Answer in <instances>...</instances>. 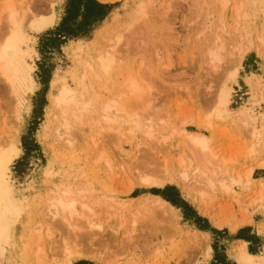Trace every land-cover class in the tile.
I'll use <instances>...</instances> for the list:
<instances>
[{"label":"rangeland","instance_id":"obj_1","mask_svg":"<svg viewBox=\"0 0 264 264\" xmlns=\"http://www.w3.org/2000/svg\"><path fill=\"white\" fill-rule=\"evenodd\" d=\"M28 1L32 14L44 18L55 14V20L38 32L23 25L34 50L28 61L35 88L19 118L15 117L16 97L0 77V144H15L18 153L10 164V181L14 195L26 198L23 212L14 215L10 228L13 239L0 264H63L57 248L62 237L69 244L78 243L93 251L92 257L76 259L73 264H180L181 255L192 250L198 253L194 264H241L234 249L243 240L250 252L264 257V199L259 197L264 166L258 165L264 161V150L249 152L252 135L249 126L239 120L243 110L255 118L256 127H264V101L254 93L257 84L264 86V13L252 27L254 47L238 61L235 27L241 30L242 21L236 22L234 7L241 2L246 7L242 0H229L224 9L219 0H95L107 5L105 16L98 21L86 12L95 8L90 0ZM68 16L74 31L88 33L58 36L57 28ZM7 25L0 21V42ZM116 34L125 36H120L122 44L116 46L112 77L105 87L100 83L95 86L106 98L125 74L132 72L142 78L152 93L151 107L143 117L145 124H153V138L142 130L132 133L127 123L120 133L101 121L85 125L84 130L77 128L73 145L60 144L48 118L52 79L75 87V42L82 39L87 44L97 39L96 44H103ZM215 43L223 47L218 68L213 69L208 51ZM224 87L231 91L228 114L211 118L216 126L212 131L201 128L199 123H205L216 109L217 96ZM183 127L213 137L221 154L235 158L231 167L241 171L253 167L251 188L234 185V193L218 190L204 215L177 183L166 182L162 187L140 183L137 169L156 176L163 172V159L175 160L180 152L188 151L177 132ZM131 178L136 184L132 187ZM64 185L74 188L93 206L88 211L96 224L92 230L85 232L86 227H82L77 230L79 235H73L61 220L43 215L48 196H55L58 186ZM154 194L169 200L173 213L158 209L134 226L119 224V202L127 203L140 195L154 198ZM99 199L113 205H102ZM76 221L84 225L88 220ZM39 227L41 232L36 230ZM40 233L45 240H54L49 252L54 251L55 257L47 263L35 258V239ZM203 235L210 245L209 256L194 249L196 243L203 242Z\"/></svg>","mask_w":264,"mask_h":264},{"label":"bare ground","instance_id":"obj_2","mask_svg":"<svg viewBox=\"0 0 264 264\" xmlns=\"http://www.w3.org/2000/svg\"><path fill=\"white\" fill-rule=\"evenodd\" d=\"M242 1L247 2L246 7H244L242 2L237 3L234 7L236 22L242 21L241 30L238 29L239 27H235L238 30L235 31V35L239 40V46H236L237 51L235 50V54H237L236 60L238 61L254 47V39L250 38L251 31H254L252 27L257 23L256 18L261 13H264V0ZM228 2L229 0H219L218 4L221 9H224ZM31 14V4L28 0H0V21L5 20L9 24L0 42V77L5 81L10 92L16 97L17 108H15V117L17 116L18 118L21 107L26 103L30 93L35 88V81L32 77L33 67L28 61L34 50L30 44L31 38L23 30V25L26 24L38 32L49 27L55 20V14L48 18L38 17L35 14L28 17ZM120 36L123 38L125 34L124 36L116 34L109 42L104 43L102 41L103 44H96L97 39L91 40L87 44H84L82 39L77 40L74 47L76 68L72 72L75 87L64 81L59 83L58 78L52 79V88L49 92L48 118L52 131L57 135L60 144L65 146L73 145V138L76 135L77 128L84 130L85 125L89 126L101 121L106 122L110 128L120 133H122L120 130L121 126L127 123L130 124L132 133L142 130L145 135L153 138V124H145L143 117L144 113H147L149 107H151L152 93H150V89L148 91L149 86L147 85L146 89L145 84L142 83L143 81L141 82L142 78L139 79L138 75L136 76L132 72L125 74L122 82L112 91V95L106 98L100 95L95 86V83L96 85L100 83V86L105 87L106 81L112 77V71L117 64L115 60L117 54L115 55L114 53L117 52L116 46L121 43L119 41L121 40ZM261 40L264 41V38L262 37ZM118 41L119 44H117ZM222 47V44L215 43L213 47L209 48V65L213 69L218 66L216 62L221 60L222 54L220 51H222ZM234 75L231 74L233 77ZM254 93L255 95L258 94L260 99L264 101V86L257 84L256 88H254ZM230 94V88L224 87L217 96L216 109L208 115L205 123H199L201 128L205 127L212 131L216 126L211 118L228 114ZM240 114H242V117L239 120L245 126H249L248 131L252 135L253 142L249 152L264 150V127L261 129L256 127L255 118L246 113V111L240 110ZM177 132L180 133V139L183 138L182 141H186L188 145L186 150L188 151L186 153L182 152V154L180 152V155L177 153L178 157L175 156V160L163 159L162 176H158L161 175L160 173L155 176L154 171V175H149L147 172L145 174L141 172L143 167L140 166L141 171L139 170L140 172H138L137 169L135 172L140 183L162 187L166 182H175L182 188L185 197L204 215L208 214V202L214 199L218 190L234 193V185H240L246 189L251 188L253 167H249L245 171L231 167L235 158L221 154L222 151H218L214 145V138L205 133L189 131L184 127ZM17 153L18 151L13 141L9 142L7 147L0 144V260L2 255H4L6 246L13 239L10 228L12 221L15 220L14 215H18L25 209L26 198L14 195L9 176L10 164ZM223 153H225L224 150ZM258 165L264 166V161H261ZM136 177L135 179H137ZM259 181L263 184L259 190V197L263 200L264 181L261 179ZM130 182L134 183L132 178ZM133 185L136 184H132L131 187ZM56 192L55 196L52 194L46 199L43 215L51 219L58 218L66 224V227L73 235H79L77 230L82 227H86L85 232L92 230L96 224L91 221L88 211H92L93 206L79 197L76 190L71 186H58ZM153 197L140 195L133 197L130 202H119L117 209H120V213L113 212L114 214L117 213L119 224L122 226H134L141 222L139 220L143 219V217L144 219H146L145 217L148 218L151 213L154 214L158 209L164 213L173 211L174 205L169 200L159 194H154ZM78 203L81 204L79 205ZM98 203L108 206L113 205L102 199H99ZM83 217L88 220L84 221L83 224L85 226L78 224L79 221H76ZM219 224L222 225L221 222ZM97 226L100 227L99 224ZM233 228L236 229L237 226ZM36 230L41 232L42 229L39 227ZM35 240L36 260L44 263L52 260L55 257V253L54 251L49 252V247L50 242H54V240H45L41 233ZM59 243L57 248L63 264H73L76 259L94 255L89 248L84 249L78 243L69 244L63 237ZM196 245L194 249L203 251L204 256L210 255V245L205 235H203V242L199 241ZM234 250L241 264H264L262 255L249 251L246 240L238 242ZM197 255L198 253L195 250L185 252L184 255H181L182 258L178 262L180 264H194L197 260Z\"/></svg>","mask_w":264,"mask_h":264},{"label":"trees","instance_id":"obj_3","mask_svg":"<svg viewBox=\"0 0 264 264\" xmlns=\"http://www.w3.org/2000/svg\"><path fill=\"white\" fill-rule=\"evenodd\" d=\"M94 3L95 8L86 9V12L89 13V16H94V21H98L101 20L104 16H105V11L103 10L104 8L107 7V5L101 4L96 2L95 0H90ZM71 12V9L70 11ZM71 19V16H68L66 19H64L62 25H60V27L57 28V33L58 36H78L80 34H86L88 32H84V33H79L78 31H74L72 29V25L68 22V20Z\"/></svg>","mask_w":264,"mask_h":264}]
</instances>
